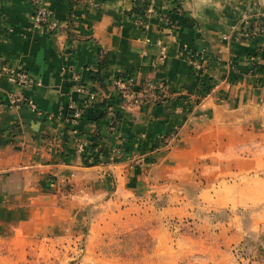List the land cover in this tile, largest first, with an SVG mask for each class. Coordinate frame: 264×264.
<instances>
[{"label": "crops", "instance_id": "crops-1", "mask_svg": "<svg viewBox=\"0 0 264 264\" xmlns=\"http://www.w3.org/2000/svg\"><path fill=\"white\" fill-rule=\"evenodd\" d=\"M44 3L52 31L31 26L29 0H0V234L113 186L164 200L239 163L236 139L264 128V0ZM20 70L29 84L11 80ZM147 80L168 94L136 102Z\"/></svg>", "mask_w": 264, "mask_h": 264}, {"label": "rangeland", "instance_id": "rangeland-1", "mask_svg": "<svg viewBox=\"0 0 264 264\" xmlns=\"http://www.w3.org/2000/svg\"><path fill=\"white\" fill-rule=\"evenodd\" d=\"M239 139V163L198 169L164 200L108 186L10 224L0 264H264V128Z\"/></svg>", "mask_w": 264, "mask_h": 264}, {"label": "built area", "instance_id": "built-area-1", "mask_svg": "<svg viewBox=\"0 0 264 264\" xmlns=\"http://www.w3.org/2000/svg\"><path fill=\"white\" fill-rule=\"evenodd\" d=\"M30 4V24L34 28H43L48 31H52L57 27V22L50 16L49 11L47 10L44 0H29ZM259 26L256 24L255 30H259ZM1 61V60H0ZM30 77L28 74L22 70L11 73V80L18 85H27L30 82ZM115 86L127 92L128 88L133 85L132 80L130 78L127 79H116L114 81ZM77 90L83 91L81 86L77 87ZM165 94H168V90L166 85L161 81H144L140 84V95L139 98L134 100L136 102L142 101L144 98H149L151 100H157L161 98ZM89 99L93 98L92 94L88 95ZM11 101H15L14 98H11ZM77 114V113H74ZM117 119H113V121L109 124V129H113L115 125H117ZM175 133L169 134L165 137V144L168 143L173 137Z\"/></svg>", "mask_w": 264, "mask_h": 264}, {"label": "trees", "instance_id": "trees-1", "mask_svg": "<svg viewBox=\"0 0 264 264\" xmlns=\"http://www.w3.org/2000/svg\"><path fill=\"white\" fill-rule=\"evenodd\" d=\"M206 89H203V92H207L209 87H205ZM103 113H100L99 115L93 117L92 121L95 125V134L91 137V144H90V150L91 154L94 156V159L96 161H100V158L102 154H104V149L100 145V135H99V130H100V119L102 118ZM118 116L115 118L117 119Z\"/></svg>", "mask_w": 264, "mask_h": 264}]
</instances>
